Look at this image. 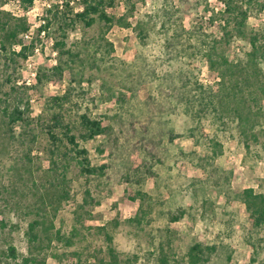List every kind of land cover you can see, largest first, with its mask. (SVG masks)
I'll list each match as a JSON object with an SVG mask.
<instances>
[{
	"label": "rangeland",
	"instance_id": "374dc122",
	"mask_svg": "<svg viewBox=\"0 0 264 264\" xmlns=\"http://www.w3.org/2000/svg\"><path fill=\"white\" fill-rule=\"evenodd\" d=\"M224 3L225 0H116L114 8L107 12L117 18L129 15L130 28L116 25L108 29L109 26L98 22L93 27L78 24L66 32L54 26L38 35L50 7H59L67 15L73 9L81 11L83 2L36 1L27 15L31 26L28 35L30 40H36L28 60L10 62L0 53V100L9 99L12 85L21 86L37 124L41 117L50 115L49 109L54 107L52 99L69 88L74 104L110 117L120 111L118 97L126 95L131 100L124 102L125 118L137 121L138 130L146 135L144 140L152 138L157 150L149 154L138 145L133 153L135 141L130 142L127 154L115 161L118 172L110 174L111 180L97 177L87 183L73 165L68 176L71 190L82 189L83 193L90 187L101 204H90L80 210L83 222L79 224L76 203H82V194L75 201H65L58 211L57 205L49 203L48 211L55 215L52 239L41 237L40 242L32 244L27 231L36 218L32 211L38 205L34 185L30 181L27 187L18 178L14 183L17 190L6 189L5 185L13 178L12 165L30 147L34 148L33 156L38 157L37 165L46 167L49 156L43 150L48 142L45 132L39 130V140L31 146L28 139L25 142L19 136L21 127H16V138L8 142L0 139V222L6 223L4 228L0 227V264L12 263L4 255L10 246L16 247L20 260L35 253L48 264H99L108 260L107 234L113 238L111 246L126 262L123 264H148L146 256L154 244L158 245L159 239L154 237L159 234L165 239V251L172 264L181 263L195 244L203 242L229 246L232 264H264V249L255 253L246 243L250 222L245 206L235 198L249 188L264 194V99L256 100L252 91L245 92L244 86L238 88L239 94L245 92L247 105L253 107L254 113L245 125H240L232 112L233 105L227 106L226 112L215 114L211 110L202 111L197 104L193 108L187 99L196 96V91H191L195 86L187 84L183 89L182 81L172 86L169 80L172 75L177 78L182 69L205 86L219 82L218 73L208 65L209 43L205 48L203 41L193 38L184 43L179 54V51L173 55L166 52L165 43L179 25L188 30L203 27L206 40L222 42L220 54L234 62H247L251 38L264 31V0L248 4L252 16L244 34L236 32L234 24L224 23ZM4 9L19 15L15 2L4 5ZM213 11L218 14L217 22L212 21ZM62 41L73 55L64 57L66 70L60 77L53 67L58 63L56 43ZM261 68L264 71V61ZM38 75L42 82L37 80ZM154 103L159 105L157 110L152 108ZM149 114L153 121H143ZM172 135L174 142H170ZM97 144L86 145L93 163L99 166L109 163L108 154H97ZM124 159L131 160L135 169L142 167L128 191L121 182L120 164ZM149 169L150 174L146 171ZM45 175L36 169L34 178L41 185ZM207 178L208 185L194 186L195 179ZM227 182L233 191L231 195L224 193L228 191ZM140 192L143 197H139ZM170 212L185 215L172 222ZM59 229L72 237V245L53 236ZM230 249L223 251L224 260Z\"/></svg>",
	"mask_w": 264,
	"mask_h": 264
},
{
	"label": "trees",
	"instance_id": "16d2710c",
	"mask_svg": "<svg viewBox=\"0 0 264 264\" xmlns=\"http://www.w3.org/2000/svg\"><path fill=\"white\" fill-rule=\"evenodd\" d=\"M37 0H0V53L7 56L8 61L16 62L20 60H28L29 53L35 49L36 40H30L28 35L31 26L28 21V13L35 7ZM131 2V0H126ZM253 0H225V9L223 17L224 23L227 25L234 24V30L243 33L246 29L247 22L252 16L251 8L249 5ZM15 2L19 8V15L14 12L4 9V5ZM82 10L76 11L73 9L71 13L65 15V13L59 11V7H50L47 10V16L43 20V24L38 29V35L47 32L48 30L57 27L66 32L69 28L75 27L78 24H82L84 27H93L98 22H102L109 26L108 29L119 25L130 28L128 20L129 15H125L122 18L116 16H110L107 12L108 9L114 8L116 0H82ZM264 8V5L262 6ZM210 10V9H208ZM215 17L212 18L213 22H217L218 14L213 11ZM127 17V18H126ZM127 19V20H126ZM244 34V33H243ZM29 37V38H28ZM205 29L203 27H194L190 30L184 26L179 25L178 28L172 30L171 35L168 37L165 43V49L168 54L173 55L174 52L180 53L179 49L184 46L185 42L190 43L193 38H198L199 41H203L205 48L210 44L206 51H209L208 65L211 70L215 71L219 75V82H216L212 86H205L194 78V75L190 76L189 73H185L180 69L177 75H172L169 80L171 85H175L176 81H182V88H187V84H192L193 89L196 91V96L189 97L187 104L195 108L196 104L199 105L202 111H208L220 113L219 111L226 112L227 106H234L232 110L236 116L240 125H245L246 120L249 121L251 115H253V107L247 105L245 92L252 91V95H255L256 100L264 99V71L261 68V61H264V31L255 33L250 40L251 51L248 53V60L246 63L234 62L227 58L225 55L218 52V48L221 45V41H209L205 38ZM67 45L65 41L56 43V50L58 53L57 64L53 67V72L57 73L60 77L66 70L63 63V59L66 55L72 54L66 50ZM73 55V54H72ZM177 56V55H176ZM189 76V77H188ZM49 79V77L47 78ZM187 81H186V80ZM39 82L43 79L39 77ZM244 86L246 91L238 93V88ZM25 89V87H23ZM22 87H10L11 94H8L9 99L0 100V139L3 141H11L16 138L14 130L20 126L22 133L19 135L24 141L28 139L30 145H35L39 140V130L45 132L48 147L43 150L48 156L46 167L44 165H37L35 160L38 157L33 156L34 148L30 147L23 154L22 159L16 160L12 165L13 175L11 183L5 185L6 189L17 190L15 180L18 178L23 181L28 187L27 183L32 182L36 190V198H38V205L32 213L36 218L29 223L27 235L30 237L32 244L41 241V237H48L52 239L53 229L55 227L52 215L48 211V204L57 205L55 211H58L59 207L65 201L77 199L79 194L83 195L82 203H76V218L80 224L83 219L80 216L79 211L85 210L87 205L101 204V200L97 199L92 194V189L86 187L82 193L81 190H71V183L69 179V172L73 165L79 169L81 176L86 177V182L94 178L101 177L107 180L112 179V175L118 172L114 166L117 158L125 156L130 147V142H133V153L140 148L145 147V151L153 153L157 150V144L154 143L152 138L149 141H145L144 133L136 125L137 121H129L125 118L126 104L131 98L126 95H120L118 97V104L120 111L113 117L108 115L93 114V111L89 108L84 109V106L73 103L70 88L67 89L63 95L55 96L52 100L54 107L49 109L50 115L46 118L41 117L37 124L32 117V107L29 100L25 99V95L21 92ZM228 91V94L225 92ZM232 91L234 93L233 97ZM13 96V97H12ZM135 96V95H134ZM11 98V99H10ZM133 98V97H132ZM176 100V99H175ZM178 101H176L177 103ZM72 104V105H71ZM168 107L170 105H167ZM172 106V105H171ZM167 109V107L162 106ZM226 107V108H225ZM152 108L156 110L159 105L152 104ZM171 110V107H170ZM175 111V110H171ZM134 116V115H133ZM151 114L146 115L143 121H153ZM106 121L108 122L106 124ZM42 122V123H41ZM247 129V128H245ZM248 131H244L247 134ZM161 136V135H160ZM164 136V135H163ZM25 138V139H24ZM104 138L105 140L99 143V140ZM170 142H174V136L170 138ZM26 142V141H25ZM98 143L95 147L99 156L108 154L110 159L109 163L103 165H95L92 160V155L86 147L90 143ZM145 142V143H144ZM246 148H249L248 146ZM123 167L121 173V182L125 187V190H129V184H132L134 177L142 169H135L131 160H121ZM38 166V167H36ZM142 166V165H141ZM202 168L206 169L204 164ZM43 167V168H42ZM119 168V167H118ZM36 169H40L45 172V176L42 179L41 185L35 177ZM116 171V172H115ZM149 174L150 169L146 170ZM112 174V175H110ZM28 177L26 179V177ZM44 181V182H43ZM85 182L86 186L87 183ZM90 183V182H89ZM210 179H195L194 186L208 185ZM40 185V186H39ZM228 191L224 193L231 195L230 183L227 182ZM73 191V193H72ZM81 191V193H80ZM133 194V193H132ZM139 197H143L142 192L139 193ZM137 196L134 197L136 200ZM246 209L248 214L250 227L248 228L245 238L246 243L253 249L255 253L264 249V194H257L254 189H245L242 192L235 195ZM50 215H49V214ZM185 215V212L174 214L169 213L170 220L172 222L178 221ZM52 216V217H49ZM6 223L0 222V227L4 228ZM1 229V228H0ZM106 230L105 228H102ZM74 232V231H73ZM161 233V231H159ZM53 236L60 240L65 241L68 245L73 244L72 237L62 234L59 229ZM155 240L159 239L158 245H153V249L149 251L146 256L148 264H172V260L168 257L165 251V239L161 234L154 237ZM108 247V260H101L99 264H123L120 256L116 250L111 246L113 238L107 234ZM230 249L226 245H208L207 243L195 244L183 259V261L175 262L174 264H232V249L227 253V257L224 258V250ZM12 263L9 264H48L46 259L36 256L35 253H31L30 257H24L19 259V254L14 246L8 248V253L4 254Z\"/></svg>",
	"mask_w": 264,
	"mask_h": 264
}]
</instances>
